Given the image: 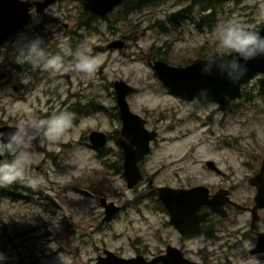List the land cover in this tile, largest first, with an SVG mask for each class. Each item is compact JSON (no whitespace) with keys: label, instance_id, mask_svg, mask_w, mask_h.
<instances>
[{"label":"rangeland","instance_id":"1","mask_svg":"<svg viewBox=\"0 0 264 264\" xmlns=\"http://www.w3.org/2000/svg\"><path fill=\"white\" fill-rule=\"evenodd\" d=\"M135 4L140 10L121 17L118 7L93 22L82 48L99 58L95 73L76 71L70 85L57 73L37 66L31 73L12 69L7 81L0 78V125L19 126L37 116L45 119L74 103L83 108L81 114H74L73 126L62 139L53 143L42 135L39 147L27 150L32 163L25 175L38 180L35 190L27 180L0 187V254L4 256L0 264H62L61 258L64 264H95L103 249L128 257L136 247L145 248L157 228L166 234L163 225H157L163 221L161 210L144 197L149 185L223 180L210 174L207 160L227 177L234 174L235 180L239 169L262 156L264 93H259L257 81L261 73L242 86L241 97L220 111L215 103L193 105L178 97L163 85L152 63L162 57L170 65L185 66L229 53L219 46L217 26L236 21L258 32L264 23V0L227 2L205 12L192 0ZM81 11L78 2L60 0L43 14L32 12L35 24L58 19L54 25H44L53 32L49 47L70 57L59 73L75 69L76 63L74 54H66L71 49L62 23L74 25ZM202 16H207L203 22ZM116 38L125 40L122 50L93 49ZM9 62L2 44L0 76L10 71ZM119 79L135 88L127 96L131 111L146 120L147 129L158 132L142 168L143 178L133 189L126 187L121 172L104 164L117 159L114 137L120 122L111 84ZM91 130L110 135L105 146L108 155L100 157L89 147L86 136ZM11 158L6 154L3 160ZM101 196L123 206L110 222H102Z\"/></svg>","mask_w":264,"mask_h":264},{"label":"flooded vegetation","instance_id":"2","mask_svg":"<svg viewBox=\"0 0 264 264\" xmlns=\"http://www.w3.org/2000/svg\"><path fill=\"white\" fill-rule=\"evenodd\" d=\"M124 1L125 0H123V2ZM122 3H120L115 8L120 7ZM33 8L34 7L32 6L31 11L35 13ZM80 8L82 10L81 11L82 14L80 18L76 19L74 25L70 26L68 23H62L63 27H65L68 31L67 46L68 48L71 49V53L73 54L76 52L77 49H82L83 45L85 44L83 43L84 40L86 42L88 38V34L91 31H93V27H92L93 22L95 20L97 21L98 18L100 17L98 15L84 11L81 5ZM46 9H44L40 13H35V14H43ZM84 13H88L91 16L89 15L87 18H84L83 17L85 16ZM106 16H102L101 18L104 19ZM57 21L58 19L53 18L52 20L49 21L41 20L40 22L35 24L34 23L35 21H33L31 18L27 26H24L21 30H19L18 32L14 33L13 35L9 36L6 40H4L0 45L3 44V47H6L7 54L8 56H10V62H9L10 71L7 69L3 74H1L0 78H3L5 81L11 79L12 69L19 71L18 73L20 72L31 73L30 70L32 69V67L35 66L29 63L18 64L16 63V57L18 55L19 50L28 41L35 39L37 37L43 40L42 47L46 50L47 53L51 55L60 54L63 56L64 60H68L70 57H66L60 49H57L56 47H49L48 45L49 42H52L53 32H51L50 29L47 28V26H49V24L54 25L57 23ZM44 22H49V24L44 25ZM118 39H121L124 42L122 48L120 49L107 48V45L111 41ZM113 40L109 41L105 46L98 45L95 46L93 49L102 52V50L105 49L122 50L126 46V42L123 38H116ZM12 59L14 60L12 61ZM155 60H163V59L160 58ZM38 68L39 70L40 68L42 69V67L37 66V70ZM32 73H36V71H33ZM75 74H76V70L73 69L71 71L57 73L56 76H58L59 79H63L64 81H66V83H69L68 85H70V81ZM261 77H257V81ZM113 82L111 86L113 88L114 97H115ZM242 86H241L240 97L243 94ZM12 88L14 91H16V85L12 84ZM258 91L260 94H263L264 87L259 86ZM234 101H232L228 105V107ZM116 105H117V101H116ZM228 107L226 109H228ZM117 109H118V119L120 122V128L119 130L116 131L114 137L115 143L118 146L116 151L117 159L112 162H105L104 164L105 166L113 167L114 170H116L117 172H121L124 177L123 149L119 143L120 130L122 127V119L120 116L118 106ZM66 111L71 112L73 114H81L83 108L79 105V103H74L73 105H70V107ZM36 119H42V117L37 116ZM0 126H11L13 128L17 127L16 125H11V124H3ZM145 128H146V120H145ZM91 131H89V133ZM96 131H101V130H96ZM89 133L86 136L89 147H91L95 152H97L98 156L100 157L108 155L109 153H107V149L105 148V146L109 141L110 135L104 132L106 134L105 144L100 147H95L90 143L88 139ZM157 138L158 135L156 137V140ZM41 139H42V135L38 140L34 142V145H32L30 149H37L39 147V143ZM151 142H150V151H151ZM150 151L145 156H143V158L140 161H138V167L141 174V178H143L142 168ZM3 158L4 156L2 157V159ZM263 158H264V151L260 159L258 157V161L255 164H248L243 166L241 169H239L238 170L239 173H236L237 178L235 180H232L234 178V174H231L229 177H227L225 172L221 170L214 163L216 169L213 168L209 169L206 166V164L205 166L210 171V174H212L213 176L218 178H224L221 181L213 182L211 184L210 183L209 184L197 183L193 185L162 184V185H157L155 187H151L152 185H149L147 191L144 193V197L150 199L152 203L156 205L158 209L161 210L163 221L158 222L157 225L158 226L163 225L166 234L163 235V233L158 231L157 228L155 233L153 235H150V241H148L146 247L145 248L136 247L137 249H134V254L128 257L118 255L113 251L112 252L117 256L124 257L127 259L142 257L146 262L149 263L155 261L158 258H161L162 256H166L168 261H170L168 264L171 263L175 264L177 260H186L189 262L188 264H257L258 261L259 264H264V244L262 245L258 244L259 239L264 238V185L262 183L258 190L256 185L252 184L250 181V179L254 178L259 173ZM141 178L131 188L127 186V183L125 181L126 187L128 189H133L141 182ZM197 186L198 187L202 186L207 189V199L211 200L212 204H208L207 202H205L200 206H198V208H196L195 204L192 203L189 199L184 200V203L178 206L177 204H172L170 207L172 210L175 209L176 207H178L179 209V211L174 212L173 215H178L180 219L179 225L182 229V231H180L174 224L171 223V214L169 212V207H167L162 202L159 196V188L169 187L173 189H183L186 191H191L194 187ZM258 192L262 193L263 195V198L259 203H257L255 199ZM192 193L196 195L201 193V190L193 191ZM101 198L105 199L106 204L113 203V205L119 207V211L115 214H111L106 217L107 215L106 208L102 204ZM99 204L103 210L102 222L112 221V219H115L116 215L119 212H121L123 209V206L117 205L112 201H108L104 196H101L99 198ZM195 215L202 216V218L197 220L198 222L197 226L194 225ZM151 225L154 226L155 224L151 223ZM248 242H252L255 245V247L251 248L250 250L247 249L245 245ZM104 250H109V249H103L102 252Z\"/></svg>","mask_w":264,"mask_h":264},{"label":"water","instance_id":"3","mask_svg":"<svg viewBox=\"0 0 264 264\" xmlns=\"http://www.w3.org/2000/svg\"><path fill=\"white\" fill-rule=\"evenodd\" d=\"M57 1L59 0H0V44L9 36L29 24L32 18V6L34 7L35 13H40ZM72 1L78 2L84 11L100 17L106 16L123 2V0ZM258 33L264 36V23L260 26ZM123 44L124 42L121 39L113 40L107 45V48L120 49ZM232 55L234 53L229 52L214 58H200L185 66H173L163 60H155L153 62V68L163 85L171 89L181 99L191 103L193 98L198 96L202 90H206L207 100L192 104L203 105L216 103L219 110L224 111L232 101L240 97L241 85L251 80L258 73L262 74V77L258 80L259 86L264 87V56H258L255 59L247 61L246 67L248 71L236 83H232L226 75L221 74L215 69L211 73L202 71L207 60H218L220 57L231 58ZM241 63L245 62L241 61ZM113 86L122 119L119 143L123 149V174L127 186L131 188L141 178L138 161L150 151V142L156 140L158 133L155 130L146 129L145 119L131 111L126 98L128 94L134 91V87L121 79L115 80ZM14 129L11 126H0V133H8ZM88 139L93 146L100 147L106 142V134L102 131L94 130L89 133ZM34 142L32 145H34ZM205 164L209 169H216L212 160H207ZM250 181L256 185L258 190L262 183L264 185V158L259 173L250 179ZM197 190H201V193L194 195L192 192ZM159 196L162 202L169 207L171 223L180 231H182L179 225L180 219L178 215H173L179 209L176 207L172 210L170 208L172 204H177V206L181 205L186 199L194 203L196 208L205 202L212 204V201L207 199V189L202 186L194 187L191 191L161 187L159 188ZM262 198V193L258 192L255 197L257 203L261 202ZM101 202L106 208V217L119 211V207L113 205V203L106 204L104 198H101ZM200 218L202 216L195 215V226L198 225L197 220ZM258 244H264V238H260ZM169 262L166 256H162L149 263L142 257L127 259L117 256L109 250H104L95 259V264H168ZM188 263L186 260H177L175 264Z\"/></svg>","mask_w":264,"mask_h":264},{"label":"clouds","instance_id":"4","mask_svg":"<svg viewBox=\"0 0 264 264\" xmlns=\"http://www.w3.org/2000/svg\"><path fill=\"white\" fill-rule=\"evenodd\" d=\"M264 8V5H262ZM219 46L234 53L231 58L220 57L209 59L202 69L205 73H211L213 69L224 74L232 83H236L248 69L246 62L258 56H264V36L258 32L249 30L245 25L236 21H225L216 29ZM43 40L35 38L28 41L18 52L16 63H29L42 67L44 70L59 73L64 69V58L60 54L51 55L42 47ZM66 54H73L69 50ZM75 70L91 75L99 66V58L90 55V49H77ZM244 61L245 63H241ZM207 100L206 90L193 98L191 103H200ZM74 114L68 111L54 112L45 119H33L21 123L13 131L0 134V157L10 155L12 158L0 159V187H8L17 182H25L34 190L38 187V180L28 179L26 169L32 160L28 149L41 135L49 142H57L62 139L73 126ZM247 249L254 248L252 242H248ZM4 256L0 254V260ZM62 264H64L63 259ZM259 264V261L257 262Z\"/></svg>","mask_w":264,"mask_h":264},{"label":"trees","instance_id":"5","mask_svg":"<svg viewBox=\"0 0 264 264\" xmlns=\"http://www.w3.org/2000/svg\"><path fill=\"white\" fill-rule=\"evenodd\" d=\"M140 1L141 0H125L121 4V6L118 8V12L121 13V17L123 16L122 15L123 13H125V15H126L127 13L131 12V10L132 11L140 10L139 5L135 4V2L138 3ZM242 1H244V0H192V2L200 8L201 12H205L208 10L213 11L216 8H219L222 4H225L227 2L239 4ZM84 14H85V16H83L84 18H87L90 15L88 13H84ZM206 17L207 16H202V22H203L204 18H206ZM160 58H162V57H160ZM11 193H12V191L9 190V194H11ZM11 198H13V197H11Z\"/></svg>","mask_w":264,"mask_h":264},{"label":"bare ground","instance_id":"6","mask_svg":"<svg viewBox=\"0 0 264 264\" xmlns=\"http://www.w3.org/2000/svg\"><path fill=\"white\" fill-rule=\"evenodd\" d=\"M259 74H260V73H258L257 75H259ZM255 76H256V75H255ZM255 76H254V77H255ZM157 77H158V76H157ZM254 77H253V78H254ZM253 78H252V79H253ZM249 81H250V80H249ZM246 83H247V82H246ZM244 84H245V83H244ZM244 84H242V85H244ZM242 85H241V86H242ZM165 87H166V86H165ZM167 88H168V87H167ZM170 90H171V89H170ZM171 91H172V90H171ZM172 92H173V91H172ZM173 93H174V92H173ZM174 94H175V93H174ZM178 97H179V96H178ZM95 259H96V258H95Z\"/></svg>","mask_w":264,"mask_h":264}]
</instances>
